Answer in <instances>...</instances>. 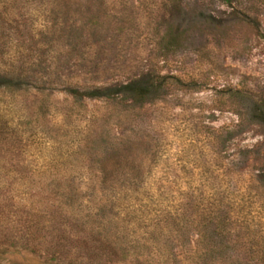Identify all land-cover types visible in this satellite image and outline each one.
<instances>
[{
    "label": "rangeland",
    "instance_id": "obj_1",
    "mask_svg": "<svg viewBox=\"0 0 264 264\" xmlns=\"http://www.w3.org/2000/svg\"><path fill=\"white\" fill-rule=\"evenodd\" d=\"M0 69L28 190L76 216L0 219V264H264V0H0Z\"/></svg>",
    "mask_w": 264,
    "mask_h": 264
},
{
    "label": "trees",
    "instance_id": "obj_2",
    "mask_svg": "<svg viewBox=\"0 0 264 264\" xmlns=\"http://www.w3.org/2000/svg\"><path fill=\"white\" fill-rule=\"evenodd\" d=\"M24 75L22 69L20 71L0 69V91L25 83ZM167 78L169 77L163 76L158 81V79L143 76L111 87L87 90L67 88L66 93L78 100L113 98L117 101L121 97H131L134 103H140L150 98L151 94L160 88L162 80ZM29 147L27 129L11 121L4 108L0 107V219L2 221L13 219L18 224L34 220L42 222L76 219V216L65 208L64 202L55 198L51 199L48 191H45L43 187H37L35 194L28 190L31 179L40 181L45 178L42 176L36 178L32 161L23 157L26 156ZM58 180L52 179L51 183H61V179ZM18 244L30 252L39 254L43 252V249L39 247L28 248L26 241H18ZM47 252L44 253L48 255Z\"/></svg>",
    "mask_w": 264,
    "mask_h": 264
}]
</instances>
